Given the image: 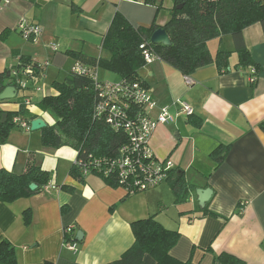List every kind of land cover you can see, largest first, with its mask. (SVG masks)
Segmentation results:
<instances>
[{"label": "crops", "instance_id": "0c3cea01", "mask_svg": "<svg viewBox=\"0 0 264 264\" xmlns=\"http://www.w3.org/2000/svg\"><path fill=\"white\" fill-rule=\"evenodd\" d=\"M173 7L174 0H157L156 5L144 0H0V73L19 64L15 52L41 69L40 76L22 81L16 98L0 104V123L3 114L19 110L25 102L47 126L52 125L53 119L37 108L41 99L35 100L31 86L42 92L45 80L58 82L61 75L66 79L74 65L69 51L107 58L103 42L117 12L136 28L154 23L163 27ZM23 22L40 28L33 41L20 32ZM243 38L261 67L255 84L252 67L238 66L239 54L229 35L208 42L213 57L220 49L232 52L224 73L212 63L188 75L192 82L188 85L185 75L162 60L140 70L149 71L144 81L160 105L184 101L194 109L193 117L175 115L174 122L160 125L150 139L155 155L172 161L175 171L193 186L185 203H175L169 180L166 187L131 196L99 175L79 181L70 174L76 150L44 147L42 130L10 133L0 146V169L21 174L33 157L58 186L9 204L0 200V241L15 246L19 264H116L135 242L131 224L150 216L179 232L171 251L179 261L221 264L216 256L229 253L246 264H264V26H249ZM221 145L230 149L217 162L211 153ZM207 189L212 196L202 208L197 191ZM205 208L218 217L204 216ZM27 210L32 213L29 225L24 222ZM70 227L75 236L79 231L84 234L82 241L76 237L77 251L65 245ZM142 264L155 261L147 255Z\"/></svg>", "mask_w": 264, "mask_h": 264}, {"label": "trees", "instance_id": "16d2710c", "mask_svg": "<svg viewBox=\"0 0 264 264\" xmlns=\"http://www.w3.org/2000/svg\"><path fill=\"white\" fill-rule=\"evenodd\" d=\"M144 3L156 5L157 0H144ZM179 5L183 6L179 9ZM170 14V20L163 26L172 42L170 46L151 43L153 33L160 28L156 23L150 27L136 28L122 13L117 12L103 42L107 58H95L79 51H69L68 55L74 60V65L81 64L94 73H97L99 68L110 70L118 74L121 81L140 82L148 88L140 77V70L146 66L142 44L150 47L160 55L163 62L185 76L212 63L217 65L220 73H224L230 67L229 59L232 52L220 49L213 57L208 42L229 35L234 39L236 52L239 54L238 66L252 67V84L257 82L261 67L253 61L246 48L243 32L256 23L264 26V1L174 0ZM4 39L5 37H2V40ZM15 56L19 57V64L14 69L0 73V95L8 86H13L19 91L23 89L21 82L24 79L32 80L41 75L40 67L31 58L18 52H15ZM29 67L31 72H27ZM52 88L55 94H46L36 104L42 113H47L54 121L52 125L42 129V144L46 148L55 149L69 146L77 151V163H74L70 174L79 181H83L88 175L102 176L110 186L124 188L127 196L153 189L128 190L126 187L130 186L133 177L128 179L130 184L123 183L115 175L116 172L108 176L92 167L97 158L104 160L102 165L107 168L110 165L107 161L117 160L120 157V148L130 143L126 133L113 129L104 119L95 116L99 89L93 76L78 75L71 70V74L65 80L54 82ZM4 102L0 100V104ZM7 115L6 121L0 123V146L6 144L14 128L15 117L20 116L29 124L38 118V115L27 108L25 102L21 103L19 110ZM191 117L193 115L188 118ZM261 126L264 129V123ZM229 149V146L221 145L213 150L211 156L217 162H222ZM154 158L156 162L162 160L156 155ZM162 161L166 162L168 159ZM170 171L167 180L175 196V203L178 205L187 202L192 196L193 186L188 183L184 174L179 175L175 169ZM140 177L142 175L138 179ZM51 179V173L38 165L33 157L28 159L26 170L21 174L0 169V200L9 204L32 197L52 184ZM32 184L37 186L36 190H31ZM61 188L71 190L66 186ZM65 208L64 212L67 210ZM202 212L204 216L218 217L208 208ZM31 220V211H25V224L29 225ZM131 226L135 242L116 264H142L147 255L154 259L155 264H194L191 260L179 261L171 255L180 234L166 229L155 216L135 221ZM66 237L68 241L76 240L74 233L67 234ZM216 259L221 264H246L242 259L229 253H221ZM0 263L19 264L15 246L8 240L0 241Z\"/></svg>", "mask_w": 264, "mask_h": 264}, {"label": "built area", "instance_id": "2783aa9c", "mask_svg": "<svg viewBox=\"0 0 264 264\" xmlns=\"http://www.w3.org/2000/svg\"><path fill=\"white\" fill-rule=\"evenodd\" d=\"M19 30L29 40H34L40 34L39 27L25 22L20 24ZM141 49L146 66L161 61L160 55L150 47L142 44ZM72 71L78 75L93 76L99 89L95 116L104 119L113 129L126 133L130 141L129 145L120 148V157L117 160L107 161L110 162L107 168L102 165L104 160L97 158L92 167L108 176L116 172L115 175L123 183L128 182L129 177H133L131 184L128 182L130 186L126 187L128 190L132 188L145 190L164 183L170 175V170L175 168L174 163L170 160L156 162L150 139L160 125L174 122L175 115L186 118L194 115L193 107L184 101H177L173 105H160L149 89L140 82L121 80L114 84L102 82L98 72L94 73L81 64H75ZM27 72H31L30 67L27 68ZM185 80L188 85H192L188 76ZM21 85L24 87L23 82ZM173 108L176 109L175 113L172 112ZM13 124L26 130L31 127L28 121L20 116L13 119ZM140 175L142 177L138 179ZM51 186L53 185L49 184L46 188ZM72 231L73 227L67 229L68 234H73ZM65 245L70 250H78L77 240H67Z\"/></svg>", "mask_w": 264, "mask_h": 264}, {"label": "water", "instance_id": "95a60500", "mask_svg": "<svg viewBox=\"0 0 264 264\" xmlns=\"http://www.w3.org/2000/svg\"><path fill=\"white\" fill-rule=\"evenodd\" d=\"M258 1H264V0H258ZM183 5H179L178 8L180 9ZM151 43L155 45H163V46H170L172 44L170 37L166 30L163 27H160L158 30H156L152 37H151ZM18 95V90L13 86H8L3 93L0 95V100L6 101L16 98ZM7 119V114L2 115V123H4ZM31 127L30 129L32 131L42 130L47 127V123L42 118H36L31 121ZM31 190H36L37 186L35 184H32L30 186ZM198 201L200 203V206L204 208L206 204L209 202L211 196H212V190H198ZM83 232L79 231L76 235L78 241H82L83 239Z\"/></svg>", "mask_w": 264, "mask_h": 264}, {"label": "rangeland", "instance_id": "374dc122", "mask_svg": "<svg viewBox=\"0 0 264 264\" xmlns=\"http://www.w3.org/2000/svg\"><path fill=\"white\" fill-rule=\"evenodd\" d=\"M98 72H99V79H100V81H102V82H107V83H111V84H114V83H117V82H119L120 81V79H121V77L118 75V74H116L115 72H113V71H110V70H106V69H98ZM149 76V71L148 70H146V71H141L140 72V77L143 79V80H147V77ZM149 78V77H148ZM65 78H64V76L63 75H61L60 77H59V80L60 81H63ZM25 80V82L27 81H30L31 79H24ZM52 80H54V79H49V80H45V82H43V84H42V88H43V91L42 92H34V91H37V87L38 86H36V87H32L31 86V91L30 92H33V94H34V96L37 98V99H35V100H38V98L39 99H42L47 93H51V92H53V88H52V84L54 83H52V82H50V81H52ZM52 83V84H51ZM25 91V90H24ZM24 91L22 90V92H21V95L23 96V93H24ZM27 91V90H26ZM20 95V96H21ZM32 106H35V105H32ZM11 132H14V133H20V132H27V131H25V130H22V129H19V128H16V127H14L13 129H12V131ZM190 180H192V176H190V178H189ZM161 186H163V187H166V186H168V184H163V185H159V186H157L155 189H157V188H159V187H161ZM154 190V189H153Z\"/></svg>", "mask_w": 264, "mask_h": 264}]
</instances>
